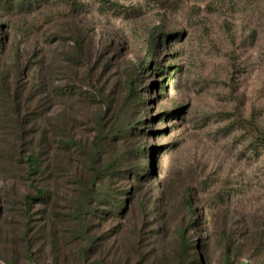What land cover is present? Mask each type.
Segmentation results:
<instances>
[{
  "label": "rangeland",
  "instance_id": "rangeland-1",
  "mask_svg": "<svg viewBox=\"0 0 264 264\" xmlns=\"http://www.w3.org/2000/svg\"><path fill=\"white\" fill-rule=\"evenodd\" d=\"M5 1L0 264H264V0Z\"/></svg>",
  "mask_w": 264,
  "mask_h": 264
},
{
  "label": "trees",
  "instance_id": "trees-1",
  "mask_svg": "<svg viewBox=\"0 0 264 264\" xmlns=\"http://www.w3.org/2000/svg\"><path fill=\"white\" fill-rule=\"evenodd\" d=\"M160 3H162L164 6L166 5V2H168L169 0H157ZM13 2L11 0H6L4 3V7L7 8H13ZM18 5H20V7L28 9V8H32V3L31 1H26V0H19ZM123 8V7H122ZM156 36L151 35L150 38V46L152 47V45L158 44L157 40L158 37L155 38ZM146 65V64H144ZM134 80L130 79L128 82V86H129V94L130 95H136V91L134 88ZM140 99V97H139ZM140 109L137 110V115L140 116L141 115V111H139ZM128 107L125 110V115L128 112ZM135 111V110H134ZM140 114V115H139ZM124 115V116H125ZM146 119H139L138 121H132L128 119L123 120V121H117L115 124H113L111 126V128L108 131H105L104 128V124H102L101 119H99L96 122V129L98 131V136H97V140L102 141L103 139L107 140L108 142H115V141H120V146L119 149L117 151L116 154L110 155V156H105L103 157V167H100V170L96 169V154H93V156H91L90 158V162L93 163L92 167L94 169H96L99 173L102 174V176L104 177H110L111 175H115V169L116 167H118L119 165L122 164V162H125V164H133L134 162H137L139 160V158L144 156V150H139L136 149L133 150L131 148H128L124 146V139H126L127 137H134L135 135H139V133H135V129H139L140 131H143V129L141 127L138 126L139 123L141 122H145ZM139 127V128H138ZM141 133V132H140ZM123 140V141H122ZM258 145L259 143H264V137H258L257 140L255 141ZM97 144L100 146L101 144L99 142H97ZM27 164L30 167V173L33 174L35 172L38 171L39 169V164H40V160L35 156V155H29L27 157ZM138 166L136 165V167H132V169H127L125 171V173L133 176V178H138L140 176V173L138 172ZM43 189H38V193L42 194L43 193ZM97 193V191L95 192ZM94 193V194H95ZM102 195V194H101ZM106 196H108L107 198H109L106 202L111 205L114 206L116 209H120L121 206L123 207V202L121 201V198H118L117 194L115 193H108L106 192ZM122 203V204H121ZM189 206H191V203H189ZM125 209V208H124ZM227 263H229V260H227Z\"/></svg>",
  "mask_w": 264,
  "mask_h": 264
}]
</instances>
